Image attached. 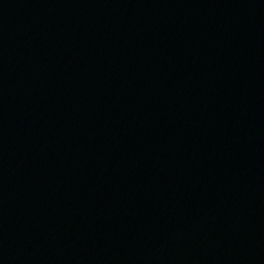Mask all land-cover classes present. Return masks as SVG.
<instances>
[{
    "label": "water",
    "instance_id": "water-1",
    "mask_svg": "<svg viewBox=\"0 0 264 264\" xmlns=\"http://www.w3.org/2000/svg\"><path fill=\"white\" fill-rule=\"evenodd\" d=\"M0 264H264V0H0Z\"/></svg>",
    "mask_w": 264,
    "mask_h": 264
}]
</instances>
